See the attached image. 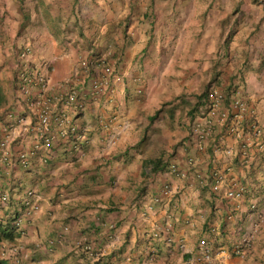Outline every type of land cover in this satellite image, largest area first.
Returning <instances> with one entry per match:
<instances>
[{
  "label": "crops",
  "instance_id": "obj_1",
  "mask_svg": "<svg viewBox=\"0 0 264 264\" xmlns=\"http://www.w3.org/2000/svg\"><path fill=\"white\" fill-rule=\"evenodd\" d=\"M11 1L0 8V140L11 153L39 143L16 91L22 68L46 74L57 94L80 59L105 55L118 79L94 99L78 77L80 112L50 102L82 140L61 136L27 168L0 167V216L34 192L22 231L0 226V264H264V36L241 26L227 39V19L206 16L203 0ZM211 86L249 114L215 125L200 150L193 108ZM200 240L210 262L197 261Z\"/></svg>",
  "mask_w": 264,
  "mask_h": 264
},
{
  "label": "built area",
  "instance_id": "obj_2",
  "mask_svg": "<svg viewBox=\"0 0 264 264\" xmlns=\"http://www.w3.org/2000/svg\"><path fill=\"white\" fill-rule=\"evenodd\" d=\"M29 54V49L26 48L20 54L21 58L26 57ZM100 68L101 74L97 75L94 70ZM83 76L84 80L88 81L89 94L94 99L102 96L106 91V88L110 81L117 80L113 67L108 63L105 55L98 56L96 58H82L79 60L77 69H75L70 77L61 83L58 90H63L55 95L53 89L50 86L49 77L43 74L34 67H24L18 75L16 91L19 96L25 101L26 107L30 113L34 116L37 122V140L38 145L34 149L29 151H22L18 154H13L10 151L9 139L4 138L0 140V167L5 164H10L13 161L16 162L21 168H27L30 160L34 157L36 151L41 148L43 150H49L54 145L56 139L61 136L65 139H71L70 134H74L75 140H82V136H78L76 131L78 128L67 118L64 113L54 114L51 109L50 102L52 100H60L64 106L68 109H72L75 112H80L84 109V104L81 102L80 94L74 89L73 83L75 80ZM34 91V92H33ZM54 95V96H52ZM200 118L204 120L203 128L197 132V139L199 140V149L203 150L205 142L208 137L212 134V130L215 125H223L227 122H233L234 124H240L241 120H244L249 114L248 106L241 100L233 98L231 102L226 101L225 94L220 91L216 86H211L208 90V97L206 105L199 108L198 112ZM55 126L54 129L52 126ZM249 125L252 136L255 139L260 138L261 130L255 121H252ZM76 148L77 145H73ZM215 184L212 186L213 191H217L219 184L222 181L221 175H213ZM164 193L169 192L168 186L163 189ZM244 193L243 188L237 190H230L226 195L230 198L240 197ZM34 192L32 190H26L20 199V209L11 211L8 215L0 216V225L9 226L17 232L22 231V224L30 214L33 208ZM7 196L3 195L0 197V209L7 207ZM254 206H251L253 208ZM60 237V236H59ZM49 245H53L54 241L48 242ZM246 243L244 240L242 244L235 246L230 250L234 255H241L243 245ZM199 245L201 246L200 254L197 258L199 262H210L212 255L209 249L206 247V241L200 240ZM85 251L89 248L84 247ZM16 251V250H14ZM225 250H221L224 252ZM230 253L228 250H226ZM15 253V252H14ZM17 262L20 258L16 256Z\"/></svg>",
  "mask_w": 264,
  "mask_h": 264
},
{
  "label": "rangeland",
  "instance_id": "obj_3",
  "mask_svg": "<svg viewBox=\"0 0 264 264\" xmlns=\"http://www.w3.org/2000/svg\"><path fill=\"white\" fill-rule=\"evenodd\" d=\"M5 1L4 5L2 3ZM24 1V0H23ZM202 1V0H199ZM206 2V16H221L229 25L225 28V36L237 31L241 26L249 35L264 36V0H203ZM11 0H0V8L11 7ZM210 2V3H209ZM231 24V25H230ZM232 27V29L230 28ZM230 29V31H229ZM257 41L255 40V43ZM255 51V50H254ZM224 93V92H223ZM225 94V93H224ZM227 97V95L225 94ZM263 137V136H262ZM264 140V138H262ZM261 140V139H260ZM259 140V141H260Z\"/></svg>",
  "mask_w": 264,
  "mask_h": 264
},
{
  "label": "trees",
  "instance_id": "obj_4",
  "mask_svg": "<svg viewBox=\"0 0 264 264\" xmlns=\"http://www.w3.org/2000/svg\"><path fill=\"white\" fill-rule=\"evenodd\" d=\"M207 97H208V90H206L205 92H203L202 93V95H201V97L199 98V101H198V104L197 105H199L198 107L200 108V107H204L205 105H206V100H207ZM229 99V95H227V97H226V101H227V103H228V99ZM197 105L196 106H194V108H193V113H195V111L198 113L199 112V108L197 107ZM251 123V122H250ZM249 123V124H250ZM154 170V169H153ZM0 226H4L3 224H1ZM7 228H8V226H6Z\"/></svg>",
  "mask_w": 264,
  "mask_h": 264
}]
</instances>
